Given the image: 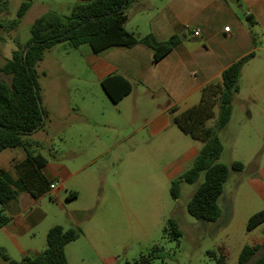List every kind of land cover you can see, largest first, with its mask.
<instances>
[{
  "label": "rangeland",
  "instance_id": "1",
  "mask_svg": "<svg viewBox=\"0 0 264 264\" xmlns=\"http://www.w3.org/2000/svg\"><path fill=\"white\" fill-rule=\"evenodd\" d=\"M21 1L0 0V24L5 27H0V65L10 59L17 44L23 46L29 40L30 27L36 18L50 11L68 15L77 2L29 0L30 6L24 16L15 28L9 29L4 24L15 18ZM232 4L243 16L244 6L238 8L235 2ZM126 28H130V23ZM87 48V45L72 47L62 42L44 51L34 68L41 101L42 96L49 94L52 106L62 99L81 103V89L86 90L84 93L96 90L103 93L96 84H80L76 80L91 78L83 59ZM256 55L261 59L253 61L252 68L239 79L231 115L225 128L218 132L223 147L218 162L227 166L240 162L243 169L231 172L225 182L217 201L220 215L214 222H200L187 212L188 202L204 180L203 173L196 183H181L177 199L170 195L171 182L183 172L168 180L163 165L187 147L201 146L199 138H193L176 125L158 137L139 134L138 139L149 145L131 150L126 142L108 148L100 159H94L101 150L98 148L111 147L121 133L128 132L129 122L120 125V132L99 125L94 129L85 127L83 131H74V126L75 129L83 124L75 125L69 119L55 122L46 115L43 127L26 137L38 143L32 148L34 154L61 161L69 159L70 151L79 152L78 156L82 154L79 136L94 144L86 151L90 154L89 159H94L87 172L97 178L96 189L91 193L80 190L75 198L63 200L62 206H50V212L57 216L53 220L56 225L80 230L79 237L64 248L68 264H218L221 257H224V264H239L242 248L257 243L264 226L262 223L251 230L246 229L248 217L259 210L264 211V99L256 97L252 100L249 87L250 75L264 60L263 51H256ZM5 80L9 81L6 77ZM261 80L264 84V78ZM61 87L67 91L58 96L55 89ZM216 112L214 100H210L196 113L183 117L182 123L197 126L196 134L204 136L201 126L211 125ZM207 114L209 116L205 118ZM158 140H164L168 146L152 149ZM117 183L122 185V192L115 190ZM66 210L77 212L75 223L62 215ZM171 218L176 221L178 237H173L168 226Z\"/></svg>",
  "mask_w": 264,
  "mask_h": 264
},
{
  "label": "crops",
  "instance_id": "2",
  "mask_svg": "<svg viewBox=\"0 0 264 264\" xmlns=\"http://www.w3.org/2000/svg\"><path fill=\"white\" fill-rule=\"evenodd\" d=\"M232 2L238 8L244 6L243 16L236 12ZM127 16L125 29L139 37L152 34L159 42L172 35L183 38L156 63L152 61V50L143 44L128 48L110 47L96 54L87 48L83 59L91 78L76 79L77 82L100 86V81L106 76L123 75L133 87L130 94L117 104L112 103L101 90L94 91V95V92L84 93L86 90L81 89V103L62 99L53 106L49 94L42 96L41 102L50 120L61 122L69 119L75 125L83 124L75 129L72 126L74 131H83L85 127L94 129L99 125L120 132V125L129 122L128 132L121 133L111 147L98 148L101 150L94 159L105 156L108 148H116L126 142H129L131 150L149 145L138 139V135L145 133L158 137L165 134L174 125L172 117L200 105L208 93L207 89L219 85L222 71L230 64L254 54L242 68L241 79L252 68L253 61H260L256 51L264 52V0H134ZM129 23L130 28L127 29ZM221 24L225 25L220 28ZM225 27L228 31L223 30ZM193 30L199 31L198 36L192 35ZM258 65L250 75L252 100L256 97L264 99L261 80L264 78V60ZM66 91L65 87L56 88L55 94L60 96ZM79 138V147L83 149L80 156L79 152L70 151L69 159L61 161L39 154L45 159L39 169L27 160L21 148L0 152V169L11 181L15 192L3 209L8 220L0 227V247L11 259L35 257L44 250L46 233L56 225L53 220L57 218L50 212V206H62L69 192L78 194L83 190L91 193L96 189L97 178L87 172L94 159H89L90 154L86 151L94 144L86 138ZM163 141L158 140L152 149L159 145L168 146ZM200 147L189 146L170 163L163 165L162 170L168 180L190 167ZM53 183L56 185L50 188ZM115 187L117 192H122L120 183ZM73 212L66 210L62 215L69 218L70 223H75L71 216ZM261 234L258 242L264 239V226Z\"/></svg>",
  "mask_w": 264,
  "mask_h": 264
},
{
  "label": "trees",
  "instance_id": "3",
  "mask_svg": "<svg viewBox=\"0 0 264 264\" xmlns=\"http://www.w3.org/2000/svg\"><path fill=\"white\" fill-rule=\"evenodd\" d=\"M133 2L134 0H77L68 15L50 11L33 21L29 40L23 46L17 44L10 59L0 66V152L9 148H21L27 160L36 168H41L45 163L43 157L33 153L32 148L37 147L38 143L29 141L26 137L44 125L46 112L41 105L34 68L42 59L44 51L54 44L67 42L72 47L87 45L91 53L95 54L110 47L128 48L143 44L152 50V61L156 63L180 43L183 36L172 35L166 41L159 42L152 34L139 37L128 32L124 25L128 18V9ZM29 6V0H22L15 18L4 25L9 29L15 28ZM0 27H4L3 23ZM253 56L254 54L250 53L230 64L222 71L219 85L207 89L208 93L200 105L172 117V123L179 129L201 140V147L190 168L170 185V195L177 199L181 183H196L200 174H204L203 182L198 184L187 204L188 214L200 222L217 220L220 215L217 201L223 192L225 182L231 172H240L243 169L240 162H233L229 166L218 162L223 149L218 132L227 125L232 100L239 91L238 82L242 68ZM5 77L9 79L8 82ZM100 86L114 104L129 95L133 87L121 74L106 76L100 81ZM210 88L212 90L209 92ZM210 100H214L217 112L211 125L201 126L205 135L199 137L196 134L198 127L188 126L182 123V119L196 113L204 102ZM208 114L205 118L209 116ZM14 193L11 181L0 169V227L8 220L3 214V209L14 197ZM76 195V192H69L66 199L75 198ZM75 214L77 212L71 213L74 219ZM262 223L264 211L259 210L248 217L246 229L251 230ZM168 226L173 237H178L176 221L169 219ZM79 235L80 230L75 227L64 229L60 225H53L46 233L44 250L37 256L13 260L5 249L0 247V264H68L64 248ZM238 263L264 264V239L244 246ZM218 264H224V257L219 259Z\"/></svg>",
  "mask_w": 264,
  "mask_h": 264
},
{
  "label": "built area",
  "instance_id": "4",
  "mask_svg": "<svg viewBox=\"0 0 264 264\" xmlns=\"http://www.w3.org/2000/svg\"><path fill=\"white\" fill-rule=\"evenodd\" d=\"M223 30L228 31V27H225ZM198 34H199L198 30H193V32H192L193 36H198ZM55 185H56V183H53L52 185H50V188H53Z\"/></svg>",
  "mask_w": 264,
  "mask_h": 264
},
{
  "label": "water",
  "instance_id": "5",
  "mask_svg": "<svg viewBox=\"0 0 264 264\" xmlns=\"http://www.w3.org/2000/svg\"><path fill=\"white\" fill-rule=\"evenodd\" d=\"M24 56H25V54H24Z\"/></svg>",
  "mask_w": 264,
  "mask_h": 264
}]
</instances>
